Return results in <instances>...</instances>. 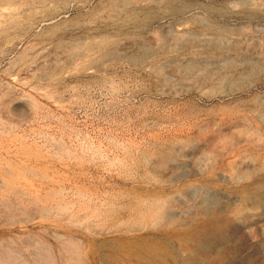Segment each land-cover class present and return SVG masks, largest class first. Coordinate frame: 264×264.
<instances>
[{"label": "rangeland", "instance_id": "obj_1", "mask_svg": "<svg viewBox=\"0 0 264 264\" xmlns=\"http://www.w3.org/2000/svg\"><path fill=\"white\" fill-rule=\"evenodd\" d=\"M0 264H264V0H0Z\"/></svg>", "mask_w": 264, "mask_h": 264}]
</instances>
